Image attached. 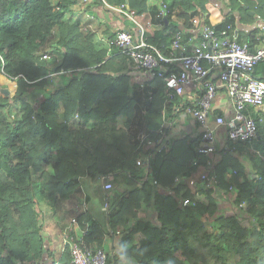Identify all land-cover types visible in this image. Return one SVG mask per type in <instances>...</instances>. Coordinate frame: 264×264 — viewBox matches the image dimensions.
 Instances as JSON below:
<instances>
[{
  "label": "trees",
  "instance_id": "obj_1",
  "mask_svg": "<svg viewBox=\"0 0 264 264\" xmlns=\"http://www.w3.org/2000/svg\"><path fill=\"white\" fill-rule=\"evenodd\" d=\"M93 1L115 15L106 2L127 1L138 14L151 11L153 20L159 21V3L150 5L151 0ZM209 1L168 0L167 19L177 13L182 20L181 24L170 20L169 28L192 27V18L199 14L203 22L209 21ZM75 3L0 0V75L17 82L14 95H6L0 87V264L46 263L43 258L52 252L42 219L47 213L56 215L61 200L79 198L83 179L116 172L128 174L135 185L109 194V234L118 242L108 249L107 264H264V115L256 118V139L231 143L247 157L221 151L216 189L201 186L203 196L195 205L180 206L167 223L156 222L152 213L162 209V189L194 197L192 187L175 183V178L193 168L199 136H179L167 151H155L153 172L137 163L150 153L136 138L137 130L146 129L158 138L157 126L165 112L170 119L176 118L174 103L166 100L161 78L135 80L127 54L114 53L117 48L109 51L106 42L101 45L95 40L94 31L85 32L80 22L67 19ZM228 6L251 18V11H264V0H229ZM55 31L56 42L48 45ZM109 31V35L115 33ZM168 35H159L158 45L165 48ZM249 40L254 47V33ZM46 52L61 53L60 61L43 58ZM85 67L60 73L57 86L48 87L51 72ZM17 102L22 113L13 118ZM75 113L85 126H69ZM121 115L126 116L123 126ZM230 167L236 170L234 190L224 177ZM222 193L232 198L233 212L220 210ZM240 203L244 206L239 207ZM144 205L148 212L141 215ZM74 217L82 227L89 224V240L103 244L104 230L89 211L82 208ZM210 220L217 223L219 233L208 228ZM70 259L65 249L64 264H71Z\"/></svg>",
  "mask_w": 264,
  "mask_h": 264
},
{
  "label": "built area",
  "instance_id": "obj_2",
  "mask_svg": "<svg viewBox=\"0 0 264 264\" xmlns=\"http://www.w3.org/2000/svg\"><path fill=\"white\" fill-rule=\"evenodd\" d=\"M78 1L90 3V0ZM106 4L117 12L119 21L115 33L106 38L109 51L117 48L114 53L127 54L132 59V73L135 76L138 74L146 80L161 78L166 100L174 103L177 115L182 111L200 127L198 156L193 161V167L203 166V170L197 175H178L175 178V183L185 182L194 192V197H182L178 206L195 205L203 196L201 186L218 187L215 154L219 150L224 154L232 151L230 142H252L258 137L257 119L250 110L264 105V78L254 74V68L264 59V43L252 48L249 41L238 39L232 23L217 27L214 22H203V16L199 14L192 18V27L181 26L171 32L170 43L165 49L149 41L147 27L152 24L151 20L146 22V27L136 18L138 13L127 1L116 5ZM159 6L158 23L170 27V20L166 19L169 14L168 0H159ZM42 57L60 61L59 56L55 57L49 52ZM82 69L87 67L63 69L54 71V74ZM188 82L196 84L194 100L189 103L183 98ZM221 89L233 105L231 115L215 112ZM78 117L80 115L76 113L75 118ZM173 125L172 119H166L157 130L158 138L145 130L137 134L139 141L150 148L148 159L140 158L137 163L145 166L149 172H153L151 159L155 151L168 150V129ZM221 132H224V139L219 137ZM221 141L223 147L219 144ZM234 174L233 170L224 174L225 179L230 181V190L235 189L232 182ZM153 183L157 184L158 180L154 179ZM242 206L244 203L239 204V207ZM75 226L80 227V233ZM89 232V224L80 226L77 217L71 218L65 226L62 232L63 243L70 253L72 264H107L108 249L93 244L87 237Z\"/></svg>",
  "mask_w": 264,
  "mask_h": 264
},
{
  "label": "crops",
  "instance_id": "obj_3",
  "mask_svg": "<svg viewBox=\"0 0 264 264\" xmlns=\"http://www.w3.org/2000/svg\"><path fill=\"white\" fill-rule=\"evenodd\" d=\"M95 1H91L90 3H92V7L86 9L87 11H89L91 17H96L98 18V20L100 21H108V23H110V14H107L103 11V6L101 4H96L94 3ZM159 0H151L150 4H156L158 3ZM211 2V3H210ZM210 5L208 6L209 9V18L208 20L211 22L216 23V25H218L219 23L223 22V24L220 27H223L224 25H226L227 23H232L233 28L235 33L237 34V37L239 40L241 41H249L251 43V41L249 40L250 34L254 33L255 34V39H256V43L254 45V47L252 46V48H257L258 46H262L264 43V11H259V12H253L251 11V18L246 17L245 15H243L242 13L240 14L238 11H231L230 7L227 4V0H210ZM93 15V16H92ZM153 14L151 11H147L143 14H141V17L144 21V23H146L148 20H151L152 24L150 26H148V33H149V41L155 44H158V41L161 40V37L159 35L161 34H167L168 35V40H166L165 42V47L170 43V38H171V32L172 29L169 27H165V25H161L158 22L153 21ZM231 17H234V19L230 20ZM109 18V20H108ZM117 20V18H116ZM115 20V21H116ZM171 23H182V20L177 16V13H173L171 15ZM114 21V22H115ZM146 21V22H145ZM119 22V21H118ZM117 22V24H118ZM111 26L113 27V24H111ZM112 30V29H111ZM116 28L113 27V31H115ZM103 31V29L98 28V31H94L95 32V40L97 42H99V44L103 45L104 41H103V34H101ZM252 45V44H251ZM254 73L257 77L260 78H264V60L259 62L258 65H256V67L254 68ZM3 76V75H2ZM196 84L194 82H188V84L186 85V93L184 95V100L187 101L188 103L191 102L192 100H194V93L196 91ZM224 102V103H222ZM221 103V106L219 107L218 110H215V112H220V113H224V114H228L231 115L233 113V105L230 102L229 98L225 95L224 90H220L219 92V96L218 99L216 100V104ZM223 104V105H222ZM166 111H168V109H166ZM165 112V110H164ZM250 113L255 117L258 118L261 115H264V105H262L259 108H251ZM168 115H170L169 113L165 112V117L163 119V121L161 122V124L163 122H166V119H169ZM175 120V121H174ZM173 120L174 125L169 129H168V135L170 137V144L168 146V149L170 148V146L173 143V140L179 136H185L188 135L191 138H195L199 135L200 132V127L198 126V124L188 115L184 114L182 111L176 115V118ZM160 124V125H161ZM160 125L157 126V130L160 127ZM224 131V130H223ZM172 133V134H171ZM223 136L224 132H221ZM222 136V139H224V137ZM221 143V144H220ZM220 146L223 147V143L222 141L220 142ZM233 143L234 142H230ZM241 143V142H238ZM232 144V145H233ZM234 146V145H233ZM252 150V149H251ZM254 150V149H253ZM167 151V150H166ZM236 152L235 154H239V156H244L247 157L245 151L241 152V151H237L234 148L232 149V152ZM256 152V150H254ZM221 150H219L216 154H215V159L217 160V163L221 160ZM248 162L250 161L249 158L246 159ZM251 166L253 165V161H250ZM145 167V166H144ZM146 168V167H145ZM201 170H203V166H199V167H193L191 168V171L189 173L186 174H180V175H197ZM228 170H233L236 173V170H234L233 168H227L226 171ZM225 171V172H226ZM235 175V174H234ZM115 179H114V178ZM85 179H90L92 181V183H90V185H92L94 182H99L100 183V188L102 191L105 192V199L103 201H101L100 203H98V208H95V211H90L89 209H91V205L90 203L92 202V195L88 192V190L86 189L85 186ZM82 180L81 182V196L78 197H74L73 199H70L71 201H78L80 202V208H84L87 211H89L91 213V215L100 222L102 229L104 230V236H103V244L99 245L98 241L93 239L90 240L93 244L98 245V246H104L106 247L107 245L109 246L108 248L106 247V249H113V246L115 245V243L118 242L117 238H115L114 236H111L109 234V228H108V211L110 208V202H109V198L107 199V196L109 197V194H113L114 192L118 191V192H122L124 190H129L130 188H132L135 185V181L134 179H132L128 174L125 173H121V172H116V173H112L109 174L107 176H99L96 178H85ZM233 179V178H232ZM106 180H112L109 181V184L106 185ZM185 183V182H183ZM154 184V183H153ZM162 193L165 195L164 200H163V206L161 211L157 212H153L152 213V217L156 222H164L167 223L169 221H171L175 216L177 211L179 210V204H180V199L181 197H179V195L177 196L172 189L170 188H166V189H162ZM230 198V196H228ZM77 201L75 203V205L77 204ZM108 201V202H107ZM220 201V200H219ZM108 204V205H107ZM175 206V209H174ZM81 209H77L75 207H72V216L70 217V219L68 218V220H65V223L63 222V220L60 223V221H58V223H60L59 226L63 227L66 223H68L72 217H74L76 215V211L77 210H81ZM173 209V210H172ZM148 212L146 205L143 206L142 211H141V215H146ZM103 213H105V215H103ZM174 215V217H170V215ZM106 219V220H105ZM67 221V222H66ZM76 228V226H75ZM76 230L80 233V227L76 228ZM44 235L47 237V235L44 233ZM58 235L61 236L62 240V234L59 233L58 231ZM136 235L139 236H143L142 232H138L136 233ZM54 232L53 235H50L49 238V242H48V248L49 250L52 252V254H47L45 258H43V260H46V263L43 261L41 262V264H64L63 262V256H64V250L66 249L63 243V246L61 245L60 248L57 247V244L53 241L54 238ZM109 239V240H108ZM115 242V243H114ZM71 257V256H70ZM42 261V260H41ZM71 261V259H70ZM72 264V262H71Z\"/></svg>",
  "mask_w": 264,
  "mask_h": 264
},
{
  "label": "rangeland",
  "instance_id": "obj_4",
  "mask_svg": "<svg viewBox=\"0 0 264 264\" xmlns=\"http://www.w3.org/2000/svg\"><path fill=\"white\" fill-rule=\"evenodd\" d=\"M91 1L92 0H90V2ZM228 1L229 0H227V4H228ZM210 3H208V6L210 5ZM86 6H87V3H83L81 1H78L77 3H75L73 5V7H72L73 9L67 13V15H66L67 19L72 21V22H77V21L80 22V24L82 26V29L85 32H87V31H92L93 32V31H96V30L98 31V28L101 27V29H103L101 34H103L102 38H103V41L105 43L106 42V38L108 37V35L110 33L109 29L113 30V27L116 28V26H117V22H118V19L116 20L117 16L114 13H111L110 16H109L110 17V21H111L110 23H108V21H104V20L100 21V20H98V18L94 17L93 15H92L93 17H91L89 11L86 10V8H87ZM136 18L140 22L144 23V21H143V19L141 17V14H138ZM108 20H109V18H108ZM111 24H113V27L111 26ZM144 24L146 25V23H144ZM146 27H147V25H146ZM56 39H57V32L55 31L53 36L51 37L50 42L48 43V45L55 43ZM51 54H54L55 57H56V55L59 56V58L61 57V53H59V52H56V53L55 52H51ZM51 73H52V75L50 77H51L52 82H51V84L48 85V87L55 88L57 86L59 80H60L59 74H54V71L51 72ZM133 78L135 80L137 79L139 81L146 80L143 76H140L138 74L136 76L134 75ZM0 87L1 88L2 87L9 88V90L11 92L10 94L14 95L16 90H17V82L14 81V80L6 78V76L0 75ZM222 103H224V102H222ZM220 106H221V103L215 104V110H218ZM12 108H13V112L11 113V116L13 118H14V116L20 115L22 113V109L20 108V103L19 102L15 103ZM62 110H63V108L61 106L59 111H62ZM125 120H126V116L125 115H121L119 117V124L122 125V126L125 125ZM85 125L86 124L84 122V119L82 117L75 118V115L72 117V119L69 122V126L72 129L73 128H78V127H81V126H85ZM141 130L147 131L146 129H143V128L137 130L136 138H137V134ZM222 136L223 135H221L219 137H222ZM143 144L144 143H140L141 146H143ZM109 181L112 182V180H106V185L109 184ZM84 183H85L86 189L92 195V202L90 203L91 209H89V210L90 211H95V208H98V203H100L101 201H103L105 199V192L101 190L99 182H94L92 185H90V183H92V181L90 179H85ZM80 190L82 191L81 188H80ZM107 199H108V196H107ZM231 199L232 198L231 197L229 198L226 193H222V198L220 199V203H219V205L221 207L220 210H223L224 212L226 211V213L233 212L235 208H234V203H233V201ZM61 201L62 202L59 203V205L57 206L56 215H55V213H51V214L47 213L48 216L44 217L43 218L44 220L42 219V222L45 223L44 224L45 226L43 227V233H45L47 235V237L50 238V235H53V232H54L55 236L53 238V241L56 244L58 243L57 244L58 248H60L61 245L63 246V240H62L61 236L58 235V231H59V233L62 234L63 230L65 229V226L68 223H70V221H71L70 220L63 227H61V226H59L60 223L62 222L60 220H63V222L65 223V220H68V218L70 219V217L73 215L72 214L73 212L71 211L72 207H75L77 209H81L80 208L81 207L80 206V202H78L77 200H76L77 201L76 205H75L76 201H71V200H61ZM174 209H175V206H174ZM103 215H105V213H103ZM170 217H174V215L171 214ZM57 219L58 220L60 219L59 220L60 223H58ZM248 222H249V220L246 218L245 223L248 224ZM207 226H208V228L210 230L214 231V233H219V227L217 226V223L214 220H210L209 223L207 222ZM216 229H218V230L216 231ZM106 247L108 248L109 246L107 245Z\"/></svg>",
  "mask_w": 264,
  "mask_h": 264
},
{
  "label": "water",
  "instance_id": "obj_5",
  "mask_svg": "<svg viewBox=\"0 0 264 264\" xmlns=\"http://www.w3.org/2000/svg\"><path fill=\"white\" fill-rule=\"evenodd\" d=\"M167 19V18H166ZM2 91L6 94V95H11L10 93V90H9V88H7V87H3L2 88Z\"/></svg>",
  "mask_w": 264,
  "mask_h": 264
}]
</instances>
